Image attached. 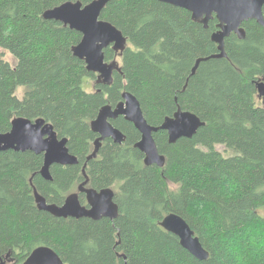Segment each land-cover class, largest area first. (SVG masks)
<instances>
[{
  "label": "trees",
  "instance_id": "16d2710c",
  "mask_svg": "<svg viewBox=\"0 0 264 264\" xmlns=\"http://www.w3.org/2000/svg\"><path fill=\"white\" fill-rule=\"evenodd\" d=\"M69 1L94 0H0V49L15 60L11 66L0 53V134L17 117L41 118L67 138L78 159L53 165L46 181L39 173L43 154L0 152V264H23L40 246L64 264H264V99L256 86L264 79V26L244 23L245 39L231 34L225 57L201 62L191 75L198 59L217 53L215 19L204 28L188 11L157 0H110L100 19L128 44L121 56L104 51L106 62L120 59L107 86L73 56L81 34L43 19L46 10ZM123 92L138 99L152 126L178 109L204 126L175 144L165 131L155 133L165 158L158 168L144 164L134 148L139 132L118 117L111 123L126 141L105 140L97 158L86 161L97 138L90 123L104 105L121 102ZM85 177L87 188L114 191L116 219H62L37 208L34 190L48 204L60 206L74 193L85 204L78 191ZM170 213L188 223L209 254L206 261L160 226Z\"/></svg>",
  "mask_w": 264,
  "mask_h": 264
},
{
  "label": "water",
  "instance_id": "95a60500",
  "mask_svg": "<svg viewBox=\"0 0 264 264\" xmlns=\"http://www.w3.org/2000/svg\"><path fill=\"white\" fill-rule=\"evenodd\" d=\"M110 0H94L83 5L80 1L65 2L55 8L46 10L43 19L55 21L79 32L81 41L72 48L75 58L83 61L86 70L97 77V83L110 86L113 82L114 72H119V64L116 60L105 61L104 51L108 48L120 56L127 48V38L111 23L101 20L100 15ZM188 11L193 22L208 27V23L215 19L217 31L211 36V40L217 46V53L207 58L198 59L191 70V75L196 73L199 64L210 59H222L225 57V40L231 34L238 39H245L243 24L255 21L264 26V0H157ZM118 55V56H119ZM258 98L264 99V81L257 83ZM118 117L131 123L139 132L140 139L134 144L144 155L146 166L155 165L164 167L165 158L158 151L154 140V134L159 131L167 133L169 144H175L179 139H191L196 135L204 122L195 114L178 109L172 117H167L160 126H152L146 121L138 99L129 92L122 93V101L115 106L104 105L96 118L90 123L91 131L96 134L94 149L86 158V161L97 158L102 143L111 140L115 144H123L126 136L111 121ZM67 138H58L51 124L39 118L31 121L17 117L12 120L10 131L0 134V152L30 151L34 154H43V166L40 170L41 177L46 181H52L50 168L53 165L73 166L78 164V159L69 153ZM86 167V163L83 167ZM86 181L78 191L85 196V204L79 200L77 193L66 197L60 206L48 204L46 200L34 190L36 206L56 218L99 220L107 218L114 220L118 216L117 205L114 202V191L104 189L96 191L87 188ZM160 226L168 233L175 235L179 243L190 255L199 261H206L208 252L202 247L199 239L188 223L179 215L170 213L160 222ZM7 261H10L7 259ZM1 264H6L2 262ZM23 264H64L60 256L48 246L35 248L25 259Z\"/></svg>",
  "mask_w": 264,
  "mask_h": 264
},
{
  "label": "rangeland",
  "instance_id": "374dc122",
  "mask_svg": "<svg viewBox=\"0 0 264 264\" xmlns=\"http://www.w3.org/2000/svg\"><path fill=\"white\" fill-rule=\"evenodd\" d=\"M0 53H2L3 55H4V59L11 65V66H14L15 65V60L13 59V57L9 54V53H7L6 51H4V50H1L0 49ZM117 58V57H116ZM118 64H120V59H118ZM95 82V81H94ZM94 82L93 81H90L86 86H85V88H86V90L87 91H89V92H91V91H93V85H94ZM23 91H24V89L23 88H19L18 90H17V92H16V96L18 97V98H22V95H23ZM218 151H220L221 153H223L224 155H227V154H229V153H225L224 152V150H223V148H221V147H218ZM6 264H13V262L12 261H6Z\"/></svg>",
  "mask_w": 264,
  "mask_h": 264
},
{
  "label": "flooded vegetation",
  "instance_id": "af4514ba",
  "mask_svg": "<svg viewBox=\"0 0 264 264\" xmlns=\"http://www.w3.org/2000/svg\"><path fill=\"white\" fill-rule=\"evenodd\" d=\"M191 15V14H190ZM116 54V53H115ZM119 55V54H116V56ZM261 81H264V79H262Z\"/></svg>",
  "mask_w": 264,
  "mask_h": 264
}]
</instances>
